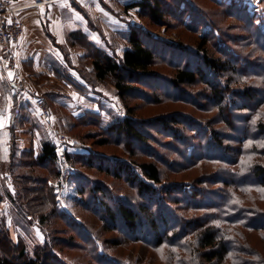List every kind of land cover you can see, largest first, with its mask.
Here are the masks:
<instances>
[{"label":"rangeland","instance_id":"obj_1","mask_svg":"<svg viewBox=\"0 0 264 264\" xmlns=\"http://www.w3.org/2000/svg\"><path fill=\"white\" fill-rule=\"evenodd\" d=\"M139 1L86 0L77 9L92 16L86 8L104 7L123 25L118 38L117 25L105 24L113 58H122L132 28L150 40L152 86H133L137 91L127 101L110 99L104 119L66 120L60 132L71 160L61 158L49 169L26 163L24 173L17 168L4 173L0 232L19 246L16 256L24 250L26 259V252L34 257L43 250L53 264H211L194 233L199 219L220 214L213 209L220 203L225 219L244 216L232 227L228 248L234 252L223 264H264V231L250 229L264 224V0H158L165 23H156L147 10L129 8ZM203 49L223 69L173 87L176 73L186 63L197 66ZM105 84L115 87L110 79ZM128 109L145 127L147 144L130 145L126 136L108 133ZM168 119L177 121L173 128L163 126ZM119 161L133 166L132 176H115L113 164ZM137 163L155 164L161 184L148 182ZM20 176L32 180L30 187H48L49 197L43 203L39 195L35 202L21 201ZM6 180L14 189L11 200ZM144 181L153 195L139 188ZM120 204L144 223L128 229L117 215ZM164 212L172 216L168 223L164 218L167 227L154 231L148 219L155 222Z\"/></svg>","mask_w":264,"mask_h":264},{"label":"crops","instance_id":"obj_2","mask_svg":"<svg viewBox=\"0 0 264 264\" xmlns=\"http://www.w3.org/2000/svg\"><path fill=\"white\" fill-rule=\"evenodd\" d=\"M84 1L53 0L21 13L26 35L19 56L20 68L29 78L30 92L43 97L50 106L52 119L43 122L26 104L21 114L14 116L16 90L8 75L0 70V184L6 179L4 173L12 172L13 165L37 159L45 140L53 144L52 129H67L66 120L71 117L77 120L94 114L104 119L103 115L111 109L110 99L117 96L114 86L97 80L93 61L99 56H111L105 24L117 25L118 38L122 37L123 25L113 22L104 7L101 12L96 7L92 11L85 7L94 14L85 16L77 9ZM5 187V192L13 195V186L7 180Z\"/></svg>","mask_w":264,"mask_h":264},{"label":"trees","instance_id":"obj_3","mask_svg":"<svg viewBox=\"0 0 264 264\" xmlns=\"http://www.w3.org/2000/svg\"><path fill=\"white\" fill-rule=\"evenodd\" d=\"M155 1V4H153L150 0H140L137 3L130 5L129 8L144 11L147 10L156 23H165L163 20L165 14L161 11L159 1ZM164 4L166 7H169L167 3ZM194 9L196 10V8ZM127 42L128 46L125 48L123 56L120 60L117 58H113L112 56L105 55L102 57L99 56L98 59H95L93 61L97 80L100 82H106L108 79L112 80L114 82L117 95L123 101H127V98L131 95V93L137 91L133 86L138 84L139 86L145 85L144 87H151L152 80L156 76V73L153 71V66L155 65V53L153 51V47H151L150 40H148L140 30L132 28L130 29V32L128 34ZM200 51L203 52L201 54L200 63H197V66H192L189 63H186V66H184L183 69L177 72L175 79L171 81L173 87L179 88L182 85H190L195 83L197 78H203L207 75L204 74V71L213 73L221 71L223 69L222 65H219L213 58L209 57L206 50L203 49ZM93 116L99 119V117L94 114H87L84 117L86 119H92ZM163 123V126H165L166 128H173L177 121L175 119H168L167 122L164 121ZM144 129L145 127H143L142 123L133 116L132 110L128 109V113L126 114L124 119H121L118 124H112L111 129L108 133L119 136H126V138L130 142V145H145L148 143V138L146 134H144ZM212 141L218 148L221 147L218 141L214 140V138ZM100 143L102 145H106L107 140H102ZM65 156V160H71V155L67 156L65 154ZM26 160L27 161L25 163L13 165L11 169L17 168L19 173H24L26 170V163L33 162L36 163L37 167L45 166L47 169H49L50 165H54L58 162L59 157L52 142L49 140H45L42 143L41 155L37 159L29 158ZM88 164L90 166H94L93 164ZM113 165V173L115 174V176L119 177L121 176V173H127V175L132 176L133 172L131 169L133 166L129 165L128 163L119 161V164ZM137 166L141 173L144 174V178H146L148 182L158 185L161 184V171L155 164L139 163ZM260 170L261 171L258 172L259 176H261L260 174L263 173V170ZM19 181L25 186L22 189L21 193L18 194V197L21 201L25 200L26 202V197H30L31 201L35 202L34 198H37V196L39 195V199H41V202L43 203L45 199L49 197L47 196L48 187H30L29 185H27V182L32 183V180L27 179L26 176H20ZM147 186L148 185L144 181L139 186V188L142 192L153 195V193L147 189ZM11 197L12 196L9 194L8 198L10 200ZM219 204L220 203H215L213 209L219 208L218 210L220 214H218L217 216L215 215L212 220H210L209 217L208 220L206 218L199 219V224L197 226H199L200 229L198 231L195 230L194 233L200 248L207 250L206 253H204L203 257L211 264H223L226 261L227 256H229V252L233 250L228 248V245L232 244V241L229 240V234L236 231L235 229L233 230L232 227L238 226L241 222L244 221V216H241L240 214H236L234 217L225 219L224 214L221 215L223 205L221 204L218 207ZM153 205H155V203ZM160 206L161 203L158 205L159 210ZM118 209L119 210L117 212V215L121 219V222L124 223V225L128 229L133 230L137 228L139 223H144L141 220V216L138 215L136 211L125 207L123 204H120L118 206ZM170 217L172 216H170L166 212H164L162 215L159 214L158 216H156L157 219L155 220V222L154 220L151 221L148 219V222H152L149 226L154 231L162 229L161 225H165L164 218L168 223ZM255 218L256 217H253L249 221H254L256 220ZM158 220L161 221V224ZM171 220H173V218ZM213 222L218 223L217 228H214L212 226ZM250 222H247V224H250ZM167 225H165V228L167 227ZM223 226H230V228L225 231ZM170 228H172V226ZM250 229L254 231H264V224H261L260 226H258L257 224H251ZM4 244L6 245V249H8L6 251L3 250ZM18 247L19 246L15 245L9 238V234L6 236L2 234V232H0V251L5 252L0 255V264H53V259L51 258V254L49 252L46 253L42 250L40 252H37V255L34 257H27L26 252L25 259L24 250L18 252L16 256V249ZM235 251H237V249H235Z\"/></svg>","mask_w":264,"mask_h":264},{"label":"built area","instance_id":"obj_4","mask_svg":"<svg viewBox=\"0 0 264 264\" xmlns=\"http://www.w3.org/2000/svg\"><path fill=\"white\" fill-rule=\"evenodd\" d=\"M21 0H0V70L5 74L12 73L14 79L10 81L16 90L14 95L13 115L19 116L24 104L31 106L38 117L45 123L52 119L50 106L43 97L30 92L29 78L21 71L19 56L23 51L26 35V23L21 17L24 10L47 5L53 0H33L22 4ZM253 2L254 1H249ZM53 145L59 159L65 160L68 152L67 138L58 129H52Z\"/></svg>","mask_w":264,"mask_h":264},{"label":"water","instance_id":"obj_5","mask_svg":"<svg viewBox=\"0 0 264 264\" xmlns=\"http://www.w3.org/2000/svg\"><path fill=\"white\" fill-rule=\"evenodd\" d=\"M11 74V75H10ZM9 80L12 81L14 79V75L12 73H8Z\"/></svg>","mask_w":264,"mask_h":264},{"label":"snow or ice","instance_id":"obj_6","mask_svg":"<svg viewBox=\"0 0 264 264\" xmlns=\"http://www.w3.org/2000/svg\"><path fill=\"white\" fill-rule=\"evenodd\" d=\"M11 75V74H10ZM39 234V233H38Z\"/></svg>","mask_w":264,"mask_h":264}]
</instances>
